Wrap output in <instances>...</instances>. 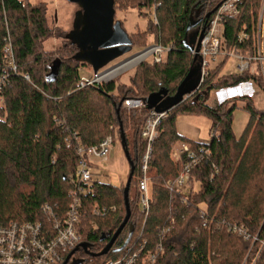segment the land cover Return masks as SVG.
<instances>
[{
    "label": "trees",
    "instance_id": "obj_1",
    "mask_svg": "<svg viewBox=\"0 0 264 264\" xmlns=\"http://www.w3.org/2000/svg\"><path fill=\"white\" fill-rule=\"evenodd\" d=\"M224 1L115 0V9L132 3L139 11L147 10V16L155 15L148 29L154 31L156 43L168 48L162 63H143L135 73L133 90L140 100L161 88H166L169 96L176 93L194 66L190 50L194 33L207 27V15ZM261 2L242 0L239 15L224 19L227 49L255 54ZM46 8L45 3L32 4L30 0H0V225L46 221L42 209L47 204L65 213L71 201L72 181L85 159L79 148L87 151L99 146L108 136L120 134V126L129 147L127 127L140 123V136L134 135L133 150H129L135 165L128 196L133 234L130 236L127 226L107 255L92 257L80 250L73 259L80 264H105L122 257L136 240L146 239L154 246L159 235L169 229L156 264H243L252 244L227 233L225 225L243 224L252 235L264 239V110H257L252 98L242 97L251 116L241 136L236 137L232 114L237 101L209 103V96L213 89L249 81L261 87L260 75L245 71L220 77L225 58L210 68L197 92L167 112L153 143L149 163L152 195L146 216L135 205L131 191L146 152L142 117L150 110L144 107L141 114L132 115L121 108L117 113L115 83L80 89L81 63L73 59L76 47L69 42L65 55L58 58L42 50L41 44L52 35ZM243 33L249 39L239 42ZM9 47L14 55L12 64ZM13 65L17 71L12 70ZM3 75L6 79L2 81ZM179 114L208 116L213 132L209 143L180 135L176 129ZM178 142L189 144L190 150L202 157L192 170L187 193L167 188L188 160L185 155L180 161L170 159L171 149ZM195 182L198 191H194ZM83 186L86 193L82 196L79 232L82 243L98 253L126 216L125 187L93 181V177ZM201 204H206V209ZM97 208L102 214L94 212ZM259 248V244L254 246L252 257ZM262 253L264 256V249Z\"/></svg>",
    "mask_w": 264,
    "mask_h": 264
},
{
    "label": "built area",
    "instance_id": "obj_2",
    "mask_svg": "<svg viewBox=\"0 0 264 264\" xmlns=\"http://www.w3.org/2000/svg\"><path fill=\"white\" fill-rule=\"evenodd\" d=\"M242 0H225L220 4L219 8L210 16L209 23L205 27L204 37L200 44L199 56L201 64V85L205 78L209 75L210 64L208 58L217 61L219 56L235 57L241 61L238 67V72L242 73L250 71L255 73L252 68L254 65L258 66L261 75L264 79V0L261 2V10L259 14L256 42L257 48L255 54H243L235 48L227 49L226 40L224 35V19L226 17L236 18L239 11V3ZM249 39L247 33H243L239 37V42H245ZM10 64L14 63V55L12 49L9 47L7 50ZM168 52V48H164L161 44H155L152 47L144 50L128 60L122 61L117 65L101 70L97 73L92 72L91 76L81 75L78 82L80 89L95 87L101 82L107 81L113 74L120 68L130 66L135 60L140 61L148 60L152 57L153 63L160 64L164 61V57ZM194 56V53H192ZM13 71H17L16 66L13 65ZM26 80H30L28 75H25ZM6 79L3 75L2 81ZM138 107H146L142 101ZM167 112L157 113L153 110L149 114L142 127V138L148 144V150L142 158L139 167L138 178V198L136 205L141 207V211L147 216L150 210L149 196V179L148 169L149 161L152 154V144L158 137V128L161 122L167 118ZM114 139L108 136L99 146L92 147L87 151L79 148L78 153L88 160L92 156L102 157L107 159L109 154V147L113 144ZM209 155V151L204 152ZM187 156L188 160L183 164L182 171L178 177L171 181L167 188L172 192H184L189 185L190 175L193 168L202 159L196 156L195 151L190 150L189 145L182 144L180 149L175 152V160L180 161L183 156ZM87 159H83L78 171L77 177L72 181V189L69 191L70 204L65 213H60L57 206L45 205L43 213L46 216V221L39 222H12L6 226L0 225V264H63L66 255L72 252L77 246L82 243V236L79 232V222L82 212V196L86 193V188L83 186L89 183L93 177L90 164ZM184 202L187 203L186 200ZM97 215L102 214L100 209H95ZM202 216L205 212L201 211ZM226 232L242 238L246 242H251V248L246 256L243 264H264V256L262 250L264 249V239L259 238V234L252 235L250 231L239 223L226 224ZM170 230L163 231L159 235V242L154 246H150L148 240H136L126 249L124 255L117 259H111L105 264H156L158 256L163 253L164 246L163 240L165 233ZM260 245L259 250L252 257L254 246ZM70 255V254H69ZM68 255V256H69ZM75 254L72 256L69 263L72 262ZM251 258V262H248Z\"/></svg>",
    "mask_w": 264,
    "mask_h": 264
},
{
    "label": "rangeland",
    "instance_id": "obj_3",
    "mask_svg": "<svg viewBox=\"0 0 264 264\" xmlns=\"http://www.w3.org/2000/svg\"><path fill=\"white\" fill-rule=\"evenodd\" d=\"M30 2L32 4L45 3L47 7L46 18L49 28L52 29V35L43 41V43L41 44L42 50H44L45 53H53L54 58L55 57L58 58L59 56L65 55V52L67 51L68 48L67 45L69 43V41L66 39V35L72 30L74 15L78 11V6L69 3L67 0H30ZM147 13H148L147 10L139 11L138 9L135 8V4L132 3L125 4L122 8L116 9L115 19L119 20L122 23L124 30L130 35L133 41V50L131 53L111 63L103 70L111 68L122 61L135 57L137 54L152 47L153 45L159 44L156 43L154 40L155 35L153 36L154 31L152 30V28L150 30L148 29L150 21H152L153 19L155 20V18H153L155 17V15H153V17L152 16L149 17L147 16ZM147 29H148V33H146ZM225 58L227 59L224 62V64L221 66L220 77L229 76L230 74L238 73V67L241 64V61L236 59L235 57L219 56L217 58V61H213L210 58H208L207 61L209 62L210 67L214 68L215 66L223 62ZM147 59L148 60L146 61L142 60L140 62L134 61L132 65L120 68L107 81L103 83L101 82V84L95 87H99L100 85L105 83H115L118 88V90H116L115 93L117 95V101L119 105L121 104L120 109L121 108L126 109L132 115L141 114V109H143L144 106L138 107L136 105V103L138 104L142 100H140L141 98H138V96H136L135 91L133 89L135 88L134 87V80L136 79L135 73L137 72L140 65L146 62L156 64L153 63L152 57H148ZM252 68L261 77L262 80L261 87H259L255 82L249 81L232 88H224L221 90L213 89L209 96V103L213 101H218L219 103L237 101V107L235 108L232 114V127L236 137L241 136L251 116V110L245 109L243 106L244 104L241 101L242 97L252 98L253 106L259 111L264 110V79L263 76L261 75L260 70H258L257 65H254ZM92 72L93 70L89 65L80 64L81 75L88 77L91 76ZM249 83L251 84V86L249 85ZM168 115L169 114H167V116ZM147 116L148 115L142 117V123L145 122ZM178 120L179 122H181V126L184 124L187 126H191L194 129L200 130L201 131L200 138H204L207 132H209L208 134H210V136H212L213 134V132L211 133L212 121L206 115L179 114ZM139 122L140 120H138V123ZM141 126L142 124L139 123V124H132L127 127V137L130 143L128 150L130 151L133 150L134 135L136 136V138L140 136L139 130ZM209 129L210 131H208ZM210 136L207 135L209 139ZM113 139L114 142L109 147V154L107 156V159H103L102 157H98V156H92L89 158V160L87 157H85V159L89 161L90 164L89 168L91 169V172L93 174V181H98L101 183L106 182L114 186L124 188L126 186V182L130 173V165L126 158L124 149L122 147L120 135L118 132L114 134ZM182 144H187V143L178 142L173 145L170 153V159L172 161H176L174 154L176 151L180 149ZM152 148H153V144H152ZM147 150H148V144H146V151ZM151 158H152V154H151ZM139 173L140 172H138L137 179L135 181V186L132 187V191H131V198L132 199L135 198V205H136V200L138 198V178L140 176ZM147 176L150 181L151 178L150 169H148ZM189 187H190V183L186 187L184 191L185 193L188 192ZM193 188L194 191H198L199 184L195 182L193 184ZM151 195H152V187L149 184V196L151 197ZM138 208L141 210L140 205ZM201 208L206 209V204H201ZM75 256L77 257L78 254H76Z\"/></svg>",
    "mask_w": 264,
    "mask_h": 264
},
{
    "label": "water",
    "instance_id": "obj_4",
    "mask_svg": "<svg viewBox=\"0 0 264 264\" xmlns=\"http://www.w3.org/2000/svg\"><path fill=\"white\" fill-rule=\"evenodd\" d=\"M69 3L78 6V11L74 15L72 30L67 33L66 39L75 46L77 51L73 59L81 64L89 65L94 73H97L117 59L129 54L133 50V42L129 34L124 30L122 23L115 19L116 9L115 0H67ZM220 4L214 9V13ZM207 15L210 18L211 14ZM205 29L200 33H194L192 39L193 46L190 48L194 53V66L188 72L186 77L180 83L176 93L173 96L168 95L166 88H161L159 91L151 94L143 102L148 110H153L157 113L168 112L171 109L178 107L187 97L197 92L201 86V64H200V44L204 37ZM121 104L117 109H119ZM120 139L124 149L126 158L130 165V173L124 188V200L126 207V216L114 233L108 244L98 253H93L89 250L86 243H81L68 256L63 264H68L72 256L82 250L87 255L92 257H100L107 255L112 249L121 232L129 227L130 236L133 234V226L129 224L131 218V208L129 203V190L135 165L131 160L128 145L122 126H120ZM80 261L72 260L71 264H80Z\"/></svg>",
    "mask_w": 264,
    "mask_h": 264
},
{
    "label": "crops",
    "instance_id": "obj_5",
    "mask_svg": "<svg viewBox=\"0 0 264 264\" xmlns=\"http://www.w3.org/2000/svg\"><path fill=\"white\" fill-rule=\"evenodd\" d=\"M249 85L251 86L250 83H249ZM180 126H181V122H179V120L177 119V122H176L177 132L180 135H182L183 137H185L189 140L195 141V142H199V143H207L210 141V139L207 137V135L210 136V134H208L209 132H207L205 134L206 136L204 138H200L201 137V131L200 130L194 129L191 126H187L184 124L181 126L183 129ZM208 131H210V129ZM210 138H211V136H210Z\"/></svg>",
    "mask_w": 264,
    "mask_h": 264
},
{
    "label": "bare ground",
    "instance_id": "obj_6",
    "mask_svg": "<svg viewBox=\"0 0 264 264\" xmlns=\"http://www.w3.org/2000/svg\"><path fill=\"white\" fill-rule=\"evenodd\" d=\"M139 59L135 60V62H138Z\"/></svg>",
    "mask_w": 264,
    "mask_h": 264
},
{
    "label": "flooded vegetation",
    "instance_id": "obj_7",
    "mask_svg": "<svg viewBox=\"0 0 264 264\" xmlns=\"http://www.w3.org/2000/svg\"><path fill=\"white\" fill-rule=\"evenodd\" d=\"M71 264V263H70Z\"/></svg>",
    "mask_w": 264,
    "mask_h": 264
}]
</instances>
